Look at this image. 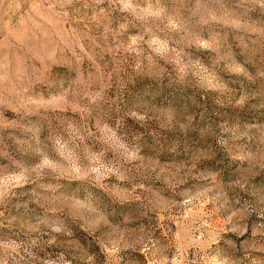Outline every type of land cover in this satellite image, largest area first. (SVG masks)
<instances>
[{
  "label": "rangeland",
  "instance_id": "1",
  "mask_svg": "<svg viewBox=\"0 0 264 264\" xmlns=\"http://www.w3.org/2000/svg\"><path fill=\"white\" fill-rule=\"evenodd\" d=\"M0 264H264V0H0Z\"/></svg>",
  "mask_w": 264,
  "mask_h": 264
}]
</instances>
